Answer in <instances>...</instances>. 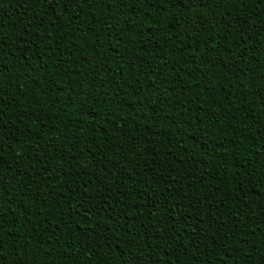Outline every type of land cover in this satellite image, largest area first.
I'll return each instance as SVG.
<instances>
[{
  "label": "trees",
  "instance_id": "trees-1",
  "mask_svg": "<svg viewBox=\"0 0 264 264\" xmlns=\"http://www.w3.org/2000/svg\"><path fill=\"white\" fill-rule=\"evenodd\" d=\"M264 0H0V264H264Z\"/></svg>",
  "mask_w": 264,
  "mask_h": 264
},
{
  "label": "snow or ice",
  "instance_id": "snow-or-ice-1",
  "mask_svg": "<svg viewBox=\"0 0 264 264\" xmlns=\"http://www.w3.org/2000/svg\"><path fill=\"white\" fill-rule=\"evenodd\" d=\"M261 79L264 80V72L261 73ZM262 92H264V88L261 89ZM3 193L0 192V196H2Z\"/></svg>",
  "mask_w": 264,
  "mask_h": 264
}]
</instances>
